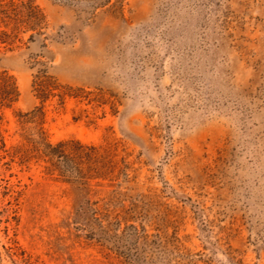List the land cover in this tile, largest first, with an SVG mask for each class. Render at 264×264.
<instances>
[{
  "label": "rangeland",
  "instance_id": "374dc122",
  "mask_svg": "<svg viewBox=\"0 0 264 264\" xmlns=\"http://www.w3.org/2000/svg\"><path fill=\"white\" fill-rule=\"evenodd\" d=\"M32 1L36 29L0 41L20 90L0 108L7 149L45 72L105 103L48 102L49 139L117 144L128 179L0 160V264H264V0ZM120 194L134 212L93 214Z\"/></svg>",
  "mask_w": 264,
  "mask_h": 264
},
{
  "label": "trees",
  "instance_id": "16d2710c",
  "mask_svg": "<svg viewBox=\"0 0 264 264\" xmlns=\"http://www.w3.org/2000/svg\"><path fill=\"white\" fill-rule=\"evenodd\" d=\"M42 17V12L32 0L21 2L20 5L13 1L4 4L0 0V28H6V30H0V41L5 43L11 38V34L7 32L10 26L16 32L22 27L27 30H35ZM32 88L40 105L31 112L16 114L21 127L22 142L20 144L7 149L0 133V149L3 153V157L0 155V160L8 158L9 162L5 163L6 165L14 163L21 168H29V165L35 162L47 176L85 188H91L94 183L100 185L105 182L117 183V187H120L128 179L129 166L124 157L117 160V144H86L74 138L54 143L49 139L44 129L48 102L57 99V105L60 108H64L67 100L70 99L79 102L87 101L88 104L96 102L104 105V102L98 100L103 99L102 96L93 98L92 92L63 86L45 72H40L36 76ZM19 98L20 90L16 79L6 71L0 72V108H12ZM74 119L79 120L80 118ZM114 199L116 200L112 199L105 203L103 208H99V206L92 208L93 214L95 216L104 215L102 209L110 212L111 205L114 209L106 214L108 217L118 207L126 214L135 211L134 203L126 207L124 195L114 196ZM94 205H98V203ZM119 217L120 214L115 215L116 220Z\"/></svg>",
  "mask_w": 264,
  "mask_h": 264
}]
</instances>
